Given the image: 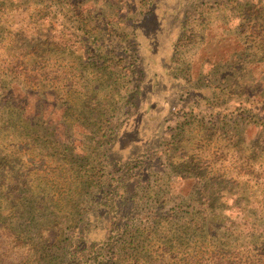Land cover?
I'll list each match as a JSON object with an SVG mask.
<instances>
[{
  "label": "rangeland",
  "instance_id": "rangeland-1",
  "mask_svg": "<svg viewBox=\"0 0 264 264\" xmlns=\"http://www.w3.org/2000/svg\"><path fill=\"white\" fill-rule=\"evenodd\" d=\"M2 100L56 264L79 228L115 264H264V0H0Z\"/></svg>",
  "mask_w": 264,
  "mask_h": 264
},
{
  "label": "trees",
  "instance_id": "trees-1",
  "mask_svg": "<svg viewBox=\"0 0 264 264\" xmlns=\"http://www.w3.org/2000/svg\"><path fill=\"white\" fill-rule=\"evenodd\" d=\"M3 101L4 100L1 101L0 106H16L11 102V100L5 102ZM6 102H10L11 105H8V103ZM13 120L14 122H16L17 125L22 124L23 126H35L34 124H32L33 118L31 119L29 117H25V115L14 114V116H10L9 119H6L4 116H1L0 133H3L5 130H7L8 126L10 125V122H13ZM17 133V139L19 141L18 147H20V144L25 141L23 138L25 131L18 129ZM39 140H45L46 142L49 141L50 143L59 142L58 138L55 136V132H44L43 136H40ZM0 144L3 147L4 142L0 140ZM16 153L19 154V151L17 150ZM8 154L10 153H8L7 148L0 149V160H9L11 156H9ZM21 171L22 168L16 169L14 166L11 169L10 164L6 163H3V168H0V264H27L30 259L32 260V258H35L34 264H36V262L37 264H41L39 259L41 254L44 255V252L45 257L52 256L48 261V264H56L55 255L51 253L52 248L55 246V241L49 239L48 237V233L52 232V230L55 228L49 229L46 227L40 229L39 232H37L32 229L25 231L24 228L21 226L22 223L20 222V217L22 216V214L26 215L25 210H23L22 212H20L19 210L20 208H24V202L22 203V201L26 200L29 202L31 201L29 199L30 197H32V201H36V198L39 194V192H37L36 190L25 191L26 181L24 178L25 176L23 174L21 175ZM9 175L11 176L12 183H14L13 188L15 192V197L20 203V205H17V210L15 211L9 210L8 206L7 189L11 186V180L7 179ZM87 182L89 184V181ZM123 198V200L125 201V197ZM121 208L122 204L119 207L120 211H118L117 213L120 214ZM93 213H95V211H93ZM93 213H90V215H93ZM33 216L36 215L34 214ZM12 217L13 219L15 218V224L13 223ZM36 228L37 227H35L34 229ZM121 229L123 230V232L121 233V239L123 238L124 242H127V240L129 239V242L131 243L133 240L132 237L134 236V233L138 231V229L135 230L133 227H130V224L128 222L123 223ZM60 231H64V227H60ZM102 231L104 232V236L106 237V234L110 233L112 230L110 229V227H106L103 228ZM78 232H82V235H77L80 241L78 240L73 244L74 248L72 250V256L69 259V264H84L88 260H91L93 258H100L103 261V264H115L117 262V260L119 259V254H117L116 251L111 253L110 250L106 251L103 250V248H94L89 244V240L87 239V232L83 231L80 228L77 233ZM35 237L39 239V242L34 241ZM59 264L63 263L59 262Z\"/></svg>",
  "mask_w": 264,
  "mask_h": 264
}]
</instances>
